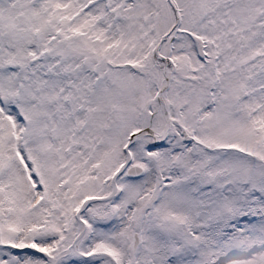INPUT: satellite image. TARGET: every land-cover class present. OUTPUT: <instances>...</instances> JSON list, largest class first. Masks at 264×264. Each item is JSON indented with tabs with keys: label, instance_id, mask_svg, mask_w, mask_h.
<instances>
[{
	"label": "snow or ice",
	"instance_id": "1",
	"mask_svg": "<svg viewBox=\"0 0 264 264\" xmlns=\"http://www.w3.org/2000/svg\"><path fill=\"white\" fill-rule=\"evenodd\" d=\"M0 264H264V0H0Z\"/></svg>",
	"mask_w": 264,
	"mask_h": 264
}]
</instances>
